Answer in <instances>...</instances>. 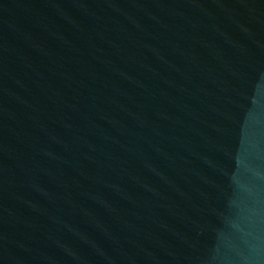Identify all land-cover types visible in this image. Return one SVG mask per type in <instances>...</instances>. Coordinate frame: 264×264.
<instances>
[{"label": "water", "instance_id": "obj_1", "mask_svg": "<svg viewBox=\"0 0 264 264\" xmlns=\"http://www.w3.org/2000/svg\"><path fill=\"white\" fill-rule=\"evenodd\" d=\"M0 264H264V0H0Z\"/></svg>", "mask_w": 264, "mask_h": 264}]
</instances>
